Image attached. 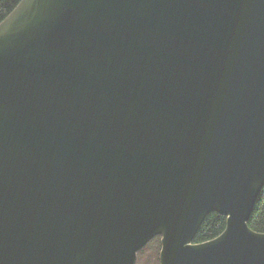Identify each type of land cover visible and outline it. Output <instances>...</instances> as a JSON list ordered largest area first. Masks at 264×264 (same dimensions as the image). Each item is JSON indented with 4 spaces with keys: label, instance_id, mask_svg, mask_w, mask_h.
I'll return each instance as SVG.
<instances>
[{
    "label": "water",
    "instance_id": "95a60500",
    "mask_svg": "<svg viewBox=\"0 0 264 264\" xmlns=\"http://www.w3.org/2000/svg\"><path fill=\"white\" fill-rule=\"evenodd\" d=\"M264 0H19L0 22V264H264ZM225 217L195 242L207 214Z\"/></svg>",
    "mask_w": 264,
    "mask_h": 264
},
{
    "label": "trees",
    "instance_id": "16d2710c",
    "mask_svg": "<svg viewBox=\"0 0 264 264\" xmlns=\"http://www.w3.org/2000/svg\"><path fill=\"white\" fill-rule=\"evenodd\" d=\"M19 0H0V22L14 8ZM248 226L264 233V185L258 194L247 222ZM225 227V217L215 212L206 215L194 237L195 242H202L219 235ZM159 237L151 239L137 253L135 264H159Z\"/></svg>",
    "mask_w": 264,
    "mask_h": 264
}]
</instances>
